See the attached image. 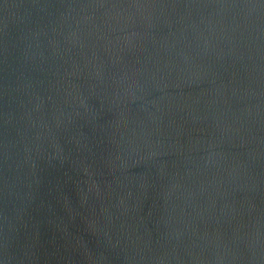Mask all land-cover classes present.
Instances as JSON below:
<instances>
[{
    "label": "water",
    "instance_id": "water-1",
    "mask_svg": "<svg viewBox=\"0 0 264 264\" xmlns=\"http://www.w3.org/2000/svg\"><path fill=\"white\" fill-rule=\"evenodd\" d=\"M0 264H264V0H0Z\"/></svg>",
    "mask_w": 264,
    "mask_h": 264
}]
</instances>
